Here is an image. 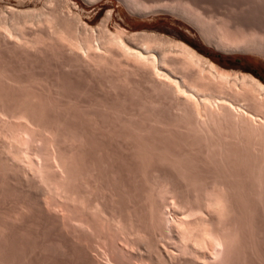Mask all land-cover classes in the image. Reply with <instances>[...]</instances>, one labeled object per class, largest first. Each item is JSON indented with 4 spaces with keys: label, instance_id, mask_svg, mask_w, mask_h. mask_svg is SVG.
Here are the masks:
<instances>
[{
    "label": "bare ground",
    "instance_id": "6f19581e",
    "mask_svg": "<svg viewBox=\"0 0 264 264\" xmlns=\"http://www.w3.org/2000/svg\"><path fill=\"white\" fill-rule=\"evenodd\" d=\"M53 10L37 16L52 23V35L68 48L69 65L123 69L127 62L145 72L154 94L174 105L172 126L182 138L173 147L150 144L145 136L152 127L169 132L171 125L151 114L159 103L132 93L139 113L149 110L154 119H148L150 129L147 117L140 115L136 125L135 114L121 112L134 165L122 174L127 182L116 157L85 123L80 128L64 112L49 114L47 102L27 83L0 71V264H47L54 255L65 264H264V82L224 68L180 40L120 27L110 31L108 15L92 30ZM180 10L187 11L183 5ZM27 12H1L0 35L20 44L17 33ZM217 18L215 44L264 51L258 33L227 39L222 28L228 22Z\"/></svg>",
    "mask_w": 264,
    "mask_h": 264
},
{
    "label": "rangeland",
    "instance_id": "374dc122",
    "mask_svg": "<svg viewBox=\"0 0 264 264\" xmlns=\"http://www.w3.org/2000/svg\"><path fill=\"white\" fill-rule=\"evenodd\" d=\"M247 1L245 0H190V1L189 0H0V13L2 12L1 14L8 16L10 10H12L13 8L14 11L15 10L16 11L18 10L20 12L23 11V13L28 11L27 16H29V17L26 16V18L21 20V23L23 22L25 24L24 26L20 25L21 28L20 31L18 30L19 32L18 33L16 32L18 35L17 36L18 41H21L20 44L18 42L19 47L18 45H15V43H17V40H12L11 37L7 36L9 37L8 39L3 34L2 36L0 35V71H4L6 74L4 72L3 74L11 78L12 77L14 79L17 78L16 80L27 83L31 87V90L32 91L34 90V93L37 96H39V98H41L43 102L44 101L47 102L46 103L47 106L44 105V107L45 108L47 107V111L49 114L51 115L57 114L56 116L58 115L60 116L65 113L63 116H65L66 118L68 117L67 120L68 121L70 120L69 122L76 127L78 126L80 128H83V125L85 123L84 128L86 130L88 128L87 132L89 131V134L93 133V136L98 135L96 136V138L100 140V145L102 143L103 144L105 143L106 145L105 144L104 145L107 148V150L110 149V151L108 152L114 155L112 157H116L114 158V164L116 161L117 163L115 167L118 169L119 173H121L122 176V174H127V170L129 169L130 166H131L130 169H133L132 167H134L133 161L130 158L131 152L129 150V146L131 144L130 142L128 144V142L123 139L124 138L123 136L125 135L127 130L123 126V120L125 117H123L122 119V115L124 113H125L124 115L135 114L133 115L135 116L134 121L135 122L137 121V123H134L133 120L132 123L136 125H138V123H141L142 120L141 116L147 117V121L145 125L149 126V128L151 125L148 123L149 122L148 119L150 118L154 119L152 115L155 116L156 120L159 121L161 120L162 123H166L167 125L166 124L165 125L167 127L171 125V127L169 126L170 133L168 131H165L164 126H161L163 127L161 128L158 125L157 126L153 125L154 127L156 126L155 128L158 127V129H155L154 132L153 127L151 126L152 127V129L150 128L151 133L147 132L146 134L148 136L146 135L147 137L145 136V139L147 141H149L150 139L149 142L150 144L152 143L153 145L159 144L158 147L163 145H168L173 147L175 144L178 143V140L182 138V134L178 130H175L172 126V123H175L176 122L175 120H177L175 119L176 114L174 113L175 112L174 111L175 108L173 107L174 105H171L173 107L172 108L168 104V102H166L162 97L156 96V94H154V92L151 90L150 86L148 85L150 79L148 75L145 72L142 71L139 72L138 70H136L135 72L134 71L135 68L131 64H128L127 62L125 63H127L128 65H126L124 62L121 63V64L124 63L123 69L115 66L111 68V65L104 67L100 66L98 68L96 64H95L96 66H94V63L92 65L90 62H87L88 64H86L88 67L83 64L81 66L79 65L76 66V64L69 65L70 57L68 54L69 52L67 46L61 45L62 43L58 42L57 39L58 36H54L56 34L52 33L54 31V27L53 29L51 28L53 26L52 23L47 24L46 21H44L40 16L37 15H39V13L42 12L43 10L52 11L54 9L55 11H58L62 16L64 17L66 16L68 20L71 19L74 20V18L75 20H78L79 22L77 24L78 26L79 25L80 27L85 26L86 28L85 27L83 28L85 29L92 28V30H96V26H100L101 24H104L103 21L104 19L107 20L108 18L107 15H108L109 18L107 21H105L107 24L105 23L104 25H106V27H108L109 30L111 29L110 31H114L115 28L118 29L120 27L124 31L126 30L128 32H142V31L155 32L169 38L180 40L182 42H185L187 45H190V47L194 48L199 53L211 58L214 62H216L220 66L224 68H233L239 70L242 69V71L251 73L255 77L261 79L262 82H264V51L262 52L256 49L253 50L248 49L242 51L226 50V46H221L222 48L225 47L224 49H222L220 45H217L214 42L215 38L219 39L218 36L219 33H217L216 30L214 31V29H217V27H215L214 25L217 16H218L217 20L220 17H221L220 19H224V20L226 18V21L228 22V24H230V25L227 24L225 27H223L222 32L224 36L226 35L231 40L234 39L233 41L235 40L237 41V39L238 40L239 39L242 40L243 38L245 39V37L247 38V36L254 35L255 33L256 34L258 33V35L264 38V3L258 2L259 4L255 3L253 5L252 3H249ZM182 5L185 6V9H187L186 12L180 10ZM194 6L195 7L197 6L198 9L197 7L195 8ZM173 7L174 9H172ZM176 7L177 8L180 7L178 9L180 11H178ZM189 7L191 10L188 9ZM8 11L9 13H7ZM182 12H185L186 14ZM28 14H30L31 17ZM24 15H26V13ZM71 16H73L74 18H72ZM211 16L215 18L212 19L213 17ZM23 17H21V19ZM38 17H40L42 22L43 21L44 22L42 23L41 20L39 21ZM27 19H31V20H27ZM19 33L21 35L24 33L25 34V35L23 34L24 37L26 36L25 38H28L29 40L28 39L24 40L25 38L23 36L22 39H20L21 36L19 35ZM31 38L34 40H32ZM14 39H16V37ZM30 40H32L35 44ZM23 41H28L27 42L28 45L30 42L31 44H34V46L32 45L33 49L31 45L28 46V47L31 46L28 49L27 45ZM36 41L38 42L36 43ZM14 45L16 48L14 47ZM20 45L23 48L24 47L25 48L23 49ZM130 65L131 67H133V69L130 67ZM102 68H104L105 71ZM120 70H123V72ZM127 73L129 75H127ZM104 76L106 77V79ZM119 77H121L122 79ZM109 81H113L115 83L116 86L115 89L110 88L109 85L111 83H109ZM121 81L124 83H122ZM126 81H128L129 83ZM132 88L133 90H131ZM39 91L41 92L39 93ZM135 92L136 94L139 95V97L141 96L148 103L149 101L150 102L152 101L156 104L159 103L158 105H154L155 106L154 109H156V111L154 109L153 110L155 112H152L153 110L152 111L150 110L152 112L151 113L152 115L149 113L151 117L146 114L149 112V110H147V112L144 110L145 114L144 113L141 114L142 112L139 111L138 99L136 98L137 96L135 97L132 95V93L135 94ZM70 98L73 101L70 100ZM159 98L165 102L161 101ZM123 101H126L127 105H125ZM160 101L162 102L161 105H160ZM101 103H104L106 105H100ZM104 106L108 107L109 109L105 108ZM125 109L126 112H124ZM115 110L116 111L118 110L117 112H120V116L117 115L118 113H116ZM169 110L170 112H172V114L169 112ZM58 111L61 114H59ZM112 111H115V114ZM121 112L123 114H121ZM67 113H69V115ZM136 116L139 117L136 118ZM160 116L163 118H160ZM144 117L143 119H145ZM95 121L96 123H94ZM156 131L158 133H163L164 131L165 134L163 133L164 135L163 136L158 134ZM166 132H168V135L166 134ZM173 136L174 137L176 136L175 137L176 140L173 139L174 138ZM98 140H96V142ZM103 144L101 146H103ZM122 178H124L123 180H126L128 182L129 178L126 175L125 177L122 176ZM55 256L56 255L50 256V258L53 257L52 258L53 262L51 261V259H48L47 264L49 261H50L49 264H58V263L65 264V262H63L64 259L61 256L60 257L59 255H57L56 257ZM57 257L59 258L57 259Z\"/></svg>",
    "mask_w": 264,
    "mask_h": 264
}]
</instances>
